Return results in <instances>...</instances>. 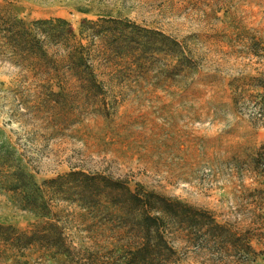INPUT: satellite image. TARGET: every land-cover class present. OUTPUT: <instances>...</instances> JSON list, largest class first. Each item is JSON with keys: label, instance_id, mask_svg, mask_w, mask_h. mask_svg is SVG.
I'll return each mask as SVG.
<instances>
[{"label": "rangeland", "instance_id": "374dc122", "mask_svg": "<svg viewBox=\"0 0 264 264\" xmlns=\"http://www.w3.org/2000/svg\"><path fill=\"white\" fill-rule=\"evenodd\" d=\"M98 14L171 36L192 68L172 71L176 59L158 53L110 63L96 50L103 91L94 95L40 80L11 49V16L64 18L79 32ZM252 76L264 78V0H0V173L21 166L42 183L79 169L141 184L210 211L258 252L243 257L170 224L171 264H264V155L255 161L264 120L254 112L261 90ZM54 209L82 255L109 243L89 232L77 206L61 201ZM29 221L0 183V222L25 229ZM84 263L0 241V264Z\"/></svg>", "mask_w": 264, "mask_h": 264}, {"label": "trees", "instance_id": "16d2710c", "mask_svg": "<svg viewBox=\"0 0 264 264\" xmlns=\"http://www.w3.org/2000/svg\"><path fill=\"white\" fill-rule=\"evenodd\" d=\"M8 25L12 51L31 64L37 78L61 87L83 88L94 95L103 91L94 60L96 50L101 61L110 63L158 53L176 59L172 71L193 66L180 43L171 36L120 15L98 14L96 20L84 18L79 32L64 18L26 21L11 16ZM50 47L62 53L54 55ZM250 79L258 85V92L261 90V103L255 105L256 119L264 120V78ZM245 91L246 85H241L236 92ZM262 152L264 145L255 159L257 166L262 163H259ZM0 174L4 190L33 218L25 229L0 222V241L17 249L41 248L57 262L171 264L176 251L166 236L170 224L200 232L202 237L228 245L243 257L258 253L249 238L219 223L210 211L141 184L132 187L124 179L79 169L42 183L21 166L5 168ZM61 201L78 207L89 232L107 235L109 243L104 249L84 251L82 255L72 246L54 209L55 203Z\"/></svg>", "mask_w": 264, "mask_h": 264}]
</instances>
